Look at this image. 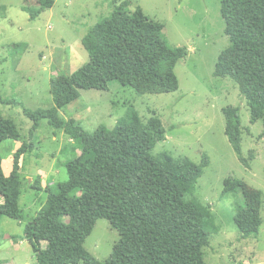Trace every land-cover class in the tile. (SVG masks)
Listing matches in <instances>:
<instances>
[{"label":"trees","instance_id":"16d2710c","mask_svg":"<svg viewBox=\"0 0 264 264\" xmlns=\"http://www.w3.org/2000/svg\"><path fill=\"white\" fill-rule=\"evenodd\" d=\"M48 8L53 0H40ZM125 1L111 16L91 28L83 45L87 65L70 76L52 80L54 108L30 110L16 99L0 104L22 106L33 122L31 143L16 153L13 172L6 177L0 157V218L21 220V159L34 150L35 133L47 120L64 131L81 148L66 164L68 181L48 190V200L24 230L33 248L35 264H206L205 250L211 234L205 231L210 206L189 199L210 164L189 159L155 158L151 152L165 142L166 129L159 119L146 127L137 113L118 121L113 130L100 127L89 133L75 120H64L60 111L85 90L109 91L118 81L139 94L163 95L179 90L176 67L188 56L187 47L170 46L164 25L147 18L138 8L129 11ZM36 16L37 11L26 9ZM222 16L230 46L216 64V77H229L247 101L251 124L264 126V0H223ZM240 107L223 113L226 136L239 161L249 160L242 149ZM17 126L0 114V143L19 140ZM244 181L225 182L223 195L244 191ZM42 192V181L32 186ZM99 219H106L120 233V241L106 261L95 258L85 242ZM235 222L241 239H256L264 223L259 206H239ZM0 264H2L0 262Z\"/></svg>","mask_w":264,"mask_h":264},{"label":"rangeland","instance_id":"374dc122","mask_svg":"<svg viewBox=\"0 0 264 264\" xmlns=\"http://www.w3.org/2000/svg\"><path fill=\"white\" fill-rule=\"evenodd\" d=\"M53 1V7L48 8L40 0H0V96L16 99L30 110L54 108L52 80L70 76L89 63L84 38L127 0ZM130 1L129 11L140 8L147 18L164 25L170 46L187 47L188 56L175 70L179 90L139 94L113 81L109 91H82L79 99L60 111L61 118L75 120L89 133L100 127L113 130L120 119L134 112L146 127L152 119L161 120L167 140L156 145L153 157L167 155L198 165L203 155L210 159L188 196L211 207L204 226L211 234L205 263L264 264V223L256 239L243 240L235 222L238 207L245 204L259 206L264 219V126L262 121L251 124L249 106L238 85L229 77L214 74L221 53L230 46L223 0ZM27 8L40 13L33 16ZM228 107L241 109L242 149L249 168L239 161L226 136L223 111ZM0 114L14 122L20 133L19 140L0 143L3 172L10 177L16 153L31 143L33 122L22 106L0 104ZM35 138L34 150L21 159L22 219L0 218L2 264H26L30 262L27 252L36 258L31 243L24 238L25 227L46 204L48 190L68 181L66 164L81 154L78 143L47 120L40 123ZM42 179L46 190L36 192L32 186ZM235 179L244 181L245 190L224 196L225 182ZM119 241L120 233L108 220L99 219L85 248L106 261Z\"/></svg>","mask_w":264,"mask_h":264},{"label":"crops","instance_id":"0c3cea01","mask_svg":"<svg viewBox=\"0 0 264 264\" xmlns=\"http://www.w3.org/2000/svg\"><path fill=\"white\" fill-rule=\"evenodd\" d=\"M53 169H55V168L53 167ZM41 181H42V187H43V191H44V190H46L47 186L45 185V180L44 179H42ZM8 242H12V240H10V241L8 240ZM27 255L29 256L28 261H30V262H27L26 264H29V263L33 264L34 259H35V263H36V258H34L33 255L29 254L28 252H27Z\"/></svg>","mask_w":264,"mask_h":264}]
</instances>
